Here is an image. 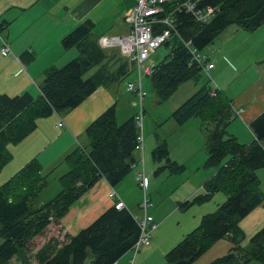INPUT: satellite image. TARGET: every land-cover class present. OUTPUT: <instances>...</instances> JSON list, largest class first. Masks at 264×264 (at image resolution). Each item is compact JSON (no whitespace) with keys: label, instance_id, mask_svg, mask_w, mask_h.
<instances>
[{"label":"trees","instance_id":"16d2710c","mask_svg":"<svg viewBox=\"0 0 264 264\" xmlns=\"http://www.w3.org/2000/svg\"><path fill=\"white\" fill-rule=\"evenodd\" d=\"M205 3L218 6L215 16L207 23H199L190 15L179 13L176 30L163 43L168 47L167 55L153 65L147 75L158 103L171 97L181 84L197 80L202 73L201 65L186 42L200 51L231 24L254 31L264 23V0H205ZM93 31L94 24L85 20L62 38L61 45L76 48L78 56L60 67L46 69L38 96L29 92L14 96L0 94V172L12 157L8 145L16 144L31 133L38 118L75 108L102 82H121L128 74L127 64L120 63L110 78L104 77V66L85 77L105 56ZM211 81L208 79L169 116L177 124L195 117L200 120L205 130L204 167L215 169L204 183V193L180 206L185 209L201 204L215 192H222L226 199L212 212L202 215L199 224L165 253L163 264H191L224 237L230 238L232 246L208 264H247L250 261L264 264V226L254 232L248 246L243 247L240 243L245 235L238 225V220L264 199L256 173L264 167V111L250 123L254 140L249 144L239 142L225 130L233 116L232 102L224 90L214 87ZM138 134L137 117L133 115L117 123L115 104H112L86 127L88 145L79 146L64 157L67 171L58 178L60 190L48 201L40 202L39 194L46 177L41 175L35 160L2 184L0 264H9L14 256L30 264L26 257L30 239L42 235L50 223L58 224L70 205L100 177L106 178L111 186L121 182L136 162L134 151ZM151 158L156 164L154 175L164 171L176 175L185 170L183 164L170 159L165 139L157 140ZM139 231L137 218L129 209H116L111 205L76 234L65 235L64 240L49 237L36 250L34 259L37 264H86L87 261L113 264L126 252H132Z\"/></svg>","mask_w":264,"mask_h":264},{"label":"crops","instance_id":"0c3cea01","mask_svg":"<svg viewBox=\"0 0 264 264\" xmlns=\"http://www.w3.org/2000/svg\"><path fill=\"white\" fill-rule=\"evenodd\" d=\"M102 2L106 3L99 7ZM135 2V0H0L1 36L6 39L9 47V53L7 55L0 54V94L14 96L23 92H29L34 97L38 96L40 94L39 87L43 81L44 71L50 67H60L78 56L79 52L76 48H64L61 45V40L66 34L85 20H89L94 24L93 32L105 55L100 64H97V66L92 67L85 73V77L92 75L100 66H104V77L109 76L110 78L117 66L123 62H119V59L122 58L121 56L118 57L115 52L108 53L105 49L119 44L114 42L103 45L100 42V37L114 38L127 34L129 24H126V28H123L122 22H124L125 13L135 5ZM111 29L113 30L111 31ZM119 52L124 56L122 50H119ZM251 63H257V61ZM127 66L128 74L125 75L122 81L133 71L132 65L129 66L127 64ZM215 67L216 65H213L208 72L214 70ZM255 68L257 72L246 80V83H248L245 85V89L239 94H233L232 97L234 101H231L233 116H231L225 126L227 134L235 136L239 142L246 144L254 140L250 123L264 111V64L262 65V72L259 70L258 66H255ZM213 73L214 78L211 77V79H216V87L225 92L228 91V86L222 85L218 80L217 72L214 70ZM189 81L181 84L174 93L182 86L187 85ZM121 82H119V80H111V82L106 80L99 84L96 89L75 108L63 112H53L49 116L38 118L36 120V127L30 134L17 144L8 145L7 148L12 157L9 163L7 162L8 164L6 163L3 166L2 170H5V173L2 174L7 173V177H9L14 171V173L18 172L31 160H35L39 164L41 175L45 177L49 176L55 169L61 168V174L58 175L59 178L67 171V166L63 161L64 157L75 148L79 146L86 147L88 145L85 129L98 115L112 104H115L116 120H119L120 117L129 118L131 116L132 107L121 104V98L117 96L116 88ZM196 90L197 86L194 92ZM129 92L132 91H128V93ZM227 94L231 95L229 92H227ZM132 106H135V102H133ZM119 114L121 115L120 117ZM134 115L137 117V114ZM238 120L246 124L247 129H245V131L239 128V123H237ZM59 122L62 124L59 125ZM166 124H169L170 128L174 131L179 130V132L184 130L185 125H193L195 129L200 126L201 129V122L190 124L186 122L183 124ZM137 125L139 126V123ZM201 135L204 144L205 134L201 132ZM181 138L184 137L182 136ZM165 140L169 150V157L172 159V148L169 138L167 137ZM156 142L152 144V147L155 146ZM187 142H189V140H187ZM203 148L206 159L205 145H203ZM149 149L148 147L144 151L142 146L144 161H146ZM186 151L187 148H184L183 152L186 153ZM226 160L227 158L225 161ZM135 161L133 167H136L139 163L138 159H135ZM13 162H16V164ZM141 165V170L138 167L136 174L141 171L144 172L147 177L146 185H148L151 175L146 174L142 161ZM153 165L156 166L154 162ZM203 168L208 170L201 175L204 182L202 181L201 186H197L200 184L198 182L195 187H192L187 193L183 194V197L185 196L186 199H191L193 196H196L197 193H204V183L214 174L215 169L206 168L204 164ZM10 170L13 172L8 173ZM256 173L260 182V189L264 194V167L259 168ZM118 184L111 186L106 178L100 177L70 205L66 214L58 220V224H49V228L50 225H54V229L53 232H49L47 239L53 236L58 238V240H64L65 235H74L80 229L90 224L105 209L113 205V200L108 194L111 191L117 194V190L119 191ZM46 186L47 180L42 190L45 189ZM117 196L128 209L125 203L126 200L118 194ZM212 196H218L217 201L219 202L222 200V196L219 195L218 192L213 193ZM198 205H200L201 208L196 209L195 215L197 216L193 218L191 225L199 223L202 215L208 213L215 207V205L213 206L210 204L206 206L201 204ZM135 217L138 219L141 216ZM155 223L157 224L156 229L162 225L158 226L156 221ZM238 225L245 235L240 244L246 247L248 246L250 236L264 225V199L260 205L244 216L241 221H239ZM248 226H254V228L250 229ZM41 237L42 235H39L33 239L38 238L39 240ZM34 242L37 243L38 241H33V243ZM43 243L41 245L38 244L34 252H36ZM148 245H150V243ZM165 249H161L160 253L162 254ZM145 252L147 255L146 258H144L146 259L145 261L144 259L142 261L141 257L137 258V253L134 255L135 257L132 255V259V252L128 251L113 264H156L158 263V259L161 260L160 254L154 258L157 253H155V250L152 251V247L146 249ZM14 258L16 259L17 257L14 256L11 262L15 260ZM251 262L260 264L257 261H250L247 264Z\"/></svg>","mask_w":264,"mask_h":264},{"label":"rangeland","instance_id":"374dc122","mask_svg":"<svg viewBox=\"0 0 264 264\" xmlns=\"http://www.w3.org/2000/svg\"><path fill=\"white\" fill-rule=\"evenodd\" d=\"M105 3L106 2L100 3L99 7L105 5ZM126 24L128 25L124 19L122 27L126 28ZM112 30L113 29H111V31ZM129 30L130 28L128 27L127 32H129ZM119 50L124 52V56L121 52H119ZM105 51L108 53L115 52L118 57H122L119 59V62H123L129 66L132 65L133 71L130 72V74L121 83H119L116 88L117 96L118 98H121V104L132 107L131 116L137 114L139 133L143 137V149L145 151L148 147L150 148L146 161H144L142 156V149H135L134 158L138 159L139 163L136 167L134 166L131 172L118 184L119 191L117 190V194L126 200V206L131 212H133V215L137 217H140L143 214L140 204L143 202L145 194V197L149 202L147 213L153 216L154 220L158 223V226L162 225L152 232L150 245L143 246L136 256L137 258L141 257L143 261V259L147 256L145 252L146 249L152 247V251L155 250V253H157L154 258H156L157 255L159 256V254L161 256V260L158 259V263L156 264H163L164 254L175 246L184 234H187L195 228L197 224H199L194 223V225H191V221L193 218H196L197 215H195V211L196 209L201 208L200 205L196 203L184 209L180 206V204L189 200L188 198L186 199L185 196L183 197V194L187 193L192 187H195L198 182L200 184L197 186L202 185L203 179L201 175L208 171L203 168L205 152L201 132L205 134V130H203L202 126L201 129L200 126L195 129L193 125H185L184 130L179 132V130L174 131L171 129L169 124L166 123H176L174 120L169 119L171 112L194 92L196 86L198 89L200 86L204 85L208 79L210 80L211 77L214 78V70L217 72L218 80L221 84L228 86V91L224 92L231 101H234V98L232 97L233 94L241 93L245 89V85L248 83H246V80L257 72L255 66H258L261 72L263 71L264 23L254 31H245L234 24L226 27L212 40L211 43L199 51L203 58H206L208 61L213 62L214 65H216L214 70L208 73L203 70L198 76L197 81L190 80L187 85L182 86L169 99L161 103L157 102L150 80L145 75L142 76L141 81L144 91V95L141 97V100H139L135 93H128V91H126L125 87L127 83L136 82L137 80L135 68L138 63L132 58L134 54L132 45H114L111 48H106ZM167 53L168 47L161 44L145 61H143L142 67L146 65H155L161 61ZM254 61H257V63H251ZM211 80L212 83L215 84L216 79ZM227 92L231 95L227 94ZM133 102H135V106H132ZM120 116L121 115L119 114V117ZM126 118L128 117H120V119L117 120V123H121ZM186 123L190 124L200 122L198 118H192L189 121H186ZM237 123H239V128L242 131L247 129L246 124L239 122V120ZM182 136L184 138H181ZM167 137L169 138L172 148L171 155L174 158L172 159L183 164L185 166V170L177 175H169L166 172L154 175L153 169L155 166L153 165L151 158V150L153 149L152 144L157 140L166 139ZM187 140H189V142H187ZM184 148H187L186 153L183 152ZM141 161L143 162L146 174L151 175L150 181L148 185H146L145 193L135 179L137 168L139 167L140 170L142 168ZM13 163L16 164V162ZM4 171L5 170H1L0 172V186L15 174V171L13 172L10 170L8 173L13 172L14 174L12 173L9 177H7V173L2 174L5 173ZM60 174L61 168H57L46 177L47 186L40 193V202L48 201L58 192V190H60L58 183V175ZM218 193L222 196V200L220 202L217 201L218 196H212L207 201L203 202L204 204L201 203L203 206L209 204L213 206L215 205V207L209 212H212L216 206L222 203L225 199V195L222 192ZM198 194L202 193H197V195ZM242 218L238 220V224ZM248 228L251 229L254 228V226H248ZM53 229L54 225H50V228L48 225L46 230H44L41 239L38 240V238H36L28 241L26 257L27 260L29 259L30 264L37 263L34 259V251L38 244L41 245L46 241L49 232H53ZM33 241L38 242L33 243ZM231 246L232 241L228 239V237L219 239L203 254L197 257L191 264H208L213 259L224 255ZM163 248L166 249L161 254L160 252ZM132 255L133 253L131 254V257ZM145 260L146 259H144V261ZM9 264H24V262L20 257H17L14 261H10ZM86 264H89L88 261ZM249 264L256 263L251 262Z\"/></svg>","mask_w":264,"mask_h":264},{"label":"built area","instance_id":"2783aa9c","mask_svg":"<svg viewBox=\"0 0 264 264\" xmlns=\"http://www.w3.org/2000/svg\"><path fill=\"white\" fill-rule=\"evenodd\" d=\"M217 11L218 6L207 4L205 0H136L135 5L124 16L129 24V32L122 35L120 39L100 37V42L103 45L117 42L121 45L133 46L134 54L132 58L138 63L135 68L137 80L136 82H128L126 89L134 92L141 100L144 95L141 84L142 76L149 75L153 67L150 65L142 67V63L157 47L164 43L172 31L176 30V16L179 13H184L190 15L199 23H207L215 16ZM1 30L2 26L0 25V54L7 55L9 47L6 39L1 36ZM186 45L190 48L195 60L201 65L202 71L208 73L214 63L203 58L199 51L191 46L190 42H186ZM213 86L216 87L215 84ZM61 124L59 122V125ZM142 142L143 137L139 133L136 149H142ZM135 179L145 193L147 177L144 172L141 171L136 174ZM108 196L113 200L116 209L125 207L123 201L114 191L109 192ZM148 205L149 202L144 194V200L140 204L143 214L137 219L140 231L132 247L133 257L144 245L150 243L151 234L157 227L153 217L147 213Z\"/></svg>","mask_w":264,"mask_h":264},{"label":"water","instance_id":"95a60500","mask_svg":"<svg viewBox=\"0 0 264 264\" xmlns=\"http://www.w3.org/2000/svg\"><path fill=\"white\" fill-rule=\"evenodd\" d=\"M120 38H121V36L114 37V39H120ZM131 162H134V159L133 158L131 159Z\"/></svg>","mask_w":264,"mask_h":264},{"label":"bare ground","instance_id":"6f19581e","mask_svg":"<svg viewBox=\"0 0 264 264\" xmlns=\"http://www.w3.org/2000/svg\"><path fill=\"white\" fill-rule=\"evenodd\" d=\"M141 102V101H140Z\"/></svg>","mask_w":264,"mask_h":264}]
</instances>
